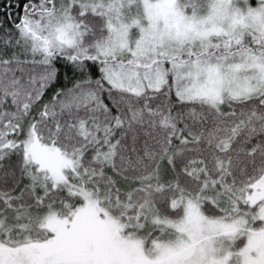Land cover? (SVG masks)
I'll use <instances>...</instances> for the list:
<instances>
[{
	"label": "snow or ice",
	"instance_id": "1",
	"mask_svg": "<svg viewBox=\"0 0 264 264\" xmlns=\"http://www.w3.org/2000/svg\"><path fill=\"white\" fill-rule=\"evenodd\" d=\"M0 264H264V0H0Z\"/></svg>",
	"mask_w": 264,
	"mask_h": 264
}]
</instances>
